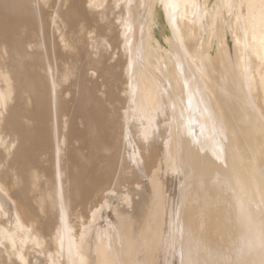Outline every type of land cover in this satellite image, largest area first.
Here are the masks:
<instances>
[{
    "label": "bare ground",
    "instance_id": "obj_1",
    "mask_svg": "<svg viewBox=\"0 0 264 264\" xmlns=\"http://www.w3.org/2000/svg\"><path fill=\"white\" fill-rule=\"evenodd\" d=\"M0 264H264V0H0Z\"/></svg>",
    "mask_w": 264,
    "mask_h": 264
},
{
    "label": "rangeland",
    "instance_id": "obj_2",
    "mask_svg": "<svg viewBox=\"0 0 264 264\" xmlns=\"http://www.w3.org/2000/svg\"><path fill=\"white\" fill-rule=\"evenodd\" d=\"M217 22H218V20H217ZM227 40H228V44H229V46H230V48H231V47H232V43H231V41H230V38L228 37ZM32 253H34L33 250H32ZM34 259H35V258H34ZM34 259H33V260H34ZM33 260H32V261H33ZM34 261H35V260H34ZM34 261H33V262H34Z\"/></svg>",
    "mask_w": 264,
    "mask_h": 264
}]
</instances>
